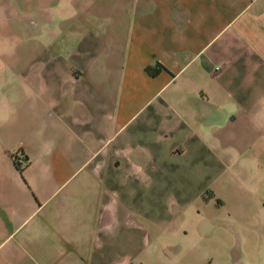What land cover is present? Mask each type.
Instances as JSON below:
<instances>
[{"label":"crops","instance_id":"0c3cea01","mask_svg":"<svg viewBox=\"0 0 264 264\" xmlns=\"http://www.w3.org/2000/svg\"><path fill=\"white\" fill-rule=\"evenodd\" d=\"M0 264H264V0H0Z\"/></svg>","mask_w":264,"mask_h":264},{"label":"trees","instance_id":"16d2710c","mask_svg":"<svg viewBox=\"0 0 264 264\" xmlns=\"http://www.w3.org/2000/svg\"><path fill=\"white\" fill-rule=\"evenodd\" d=\"M160 70H161V68H159V69H148V73L151 76L155 77L159 74ZM16 165H17V167H20V165L17 162H16Z\"/></svg>","mask_w":264,"mask_h":264}]
</instances>
